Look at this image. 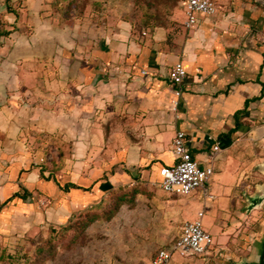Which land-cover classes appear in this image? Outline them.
Segmentation results:
<instances>
[{"label":"crops","instance_id":"crops-1","mask_svg":"<svg viewBox=\"0 0 264 264\" xmlns=\"http://www.w3.org/2000/svg\"><path fill=\"white\" fill-rule=\"evenodd\" d=\"M46 1L40 0V4L46 6ZM213 1L215 13L198 14L191 28L182 24L181 0L173 14L177 24L165 21L148 32L135 34L132 22L114 21L97 35L93 29L97 24L88 25L87 59L84 66L70 72L81 77L78 82L88 91L81 114L90 119V125L78 133L77 104L64 99L61 101L68 104V110L59 109L58 118L44 122L42 128L68 140L87 138L85 145L74 142L73 148L81 145L85 154L100 151L94 165L101 168L109 163L104 154L110 152L122 168L106 180L81 183L72 174L57 184L40 178L34 169L23 171L22 163L15 159L4 166L0 163V232L11 224L7 216L27 226L36 225L38 219L61 223L78 207L94 203L95 193L111 188L119 179L139 177L157 182L158 167L173 162L171 141L175 132L182 130L192 158L201 165L211 163L213 173L205 183V195L199 191L191 193L195 199L173 195L180 198L182 206L175 199L167 200L163 210L172 208L176 214L183 210L186 216L179 229L184 220L202 210L203 225L212 235L214 247L204 257L179 254L184 259L176 261L172 255L168 264L257 261L263 229L237 226L246 216L248 199L264 184L259 169L264 162V0ZM178 61L186 75L174 108L169 71ZM91 85L95 87L92 90ZM93 119L116 124L105 135ZM216 144L219 148L213 151ZM67 163L69 168L73 166L72 160ZM84 165L86 169L93 166L87 161ZM65 183L85 188L96 185V189L65 191L61 188ZM35 189L52 196L45 215L36 211ZM204 196L205 208H201L197 197ZM132 215L136 216L135 209Z\"/></svg>","mask_w":264,"mask_h":264},{"label":"rangeland","instance_id":"rangeland-1","mask_svg":"<svg viewBox=\"0 0 264 264\" xmlns=\"http://www.w3.org/2000/svg\"><path fill=\"white\" fill-rule=\"evenodd\" d=\"M46 2L44 6L40 0H0V163L4 166L15 159L22 163L23 171L34 169L40 178L58 184L72 174L81 183L106 180L121 167L122 163L114 162L116 155L104 152L109 163L103 168L95 166L100 151L85 154L83 146L73 148L74 142L85 145L89 139L78 136L68 140L42 126L58 118L59 109L68 110V104L61 101L64 99L77 104L78 133L90 125V119L81 114L88 91L78 82L81 77L70 72L73 67L84 66L87 59L88 25L97 24H93L97 35L114 21L132 22L135 34L165 21L174 25L177 0ZM93 120L105 135L116 124ZM68 159L73 161L71 168ZM86 161L93 166L86 169ZM260 173L264 181V172ZM133 189L137 192L130 198ZM123 191H128V200L115 208L117 195ZM195 191L203 195L201 188ZM33 192L36 211L45 215L47 206L51 207V194L39 189ZM95 199L61 223L38 219L36 225L27 226L7 216L11 224L0 232V264H27L38 246L43 249L39 259L45 255L39 264H149L157 250L170 249L186 216L183 210L178 214L172 208L163 210L165 201L175 199L179 203L180 198L164 193L156 180L119 179L111 188L95 193ZM204 200L205 196L197 197L201 208ZM179 204L182 206V201ZM245 214L237 229H261L264 206L247 209ZM92 215L95 219L83 226ZM172 258L184 259L177 253Z\"/></svg>","mask_w":264,"mask_h":264},{"label":"built area","instance_id":"built-area-1","mask_svg":"<svg viewBox=\"0 0 264 264\" xmlns=\"http://www.w3.org/2000/svg\"><path fill=\"white\" fill-rule=\"evenodd\" d=\"M185 28H191L197 23V15L209 16L215 13L216 5L213 0H181ZM144 73V71H141ZM186 75L183 64L178 61L170 68L169 79L173 85L172 105L178 106L181 95L180 86ZM218 145L213 146V151ZM173 162L162 164L157 169L158 185L161 190L172 195H188L201 188L205 195V183L213 173L211 163L201 165L192 158L185 141V132L177 130L171 141ZM203 211L199 210L195 216L182 222L178 235L174 238L170 249H159L151 259V264H168L172 255L208 256L212 253L214 239L204 228Z\"/></svg>","mask_w":264,"mask_h":264},{"label":"trees","instance_id":"trees-1","mask_svg":"<svg viewBox=\"0 0 264 264\" xmlns=\"http://www.w3.org/2000/svg\"><path fill=\"white\" fill-rule=\"evenodd\" d=\"M46 179H48V178H46ZM55 182H56V181H55ZM56 183L58 184V182H56ZM61 188H62V190H65V191H68L70 188H76V189H82V190H89L88 188L82 187V186L77 185V184H75V183H65ZM136 192H137V190H136V189H133V190L131 191V193H130V194H131L130 198H131ZM127 194H128V191H123V192H121L119 195H117V206H116L115 208H117L121 203H123V202H125L126 200H128ZM15 196H19V197H22V198H23V194L20 195V194H18V193H15ZM115 208L109 210V213H108V214H111V212H113V211L115 210ZM94 219H95V216H94V215H92V216H88V217L86 218V221L84 222L83 226H86L88 223H90V222L93 221ZM42 250H43V249H42L41 246L36 247V249H35V255H34L32 261H30V262L27 263V264H39V262H40L42 259H44V257H45V255H43V256L39 259V255H40V253H41ZM37 259H38V260H37Z\"/></svg>","mask_w":264,"mask_h":264},{"label":"water","instance_id":"water-1","mask_svg":"<svg viewBox=\"0 0 264 264\" xmlns=\"http://www.w3.org/2000/svg\"><path fill=\"white\" fill-rule=\"evenodd\" d=\"M259 169L264 172V162L259 165ZM263 205H264V184L258 186L255 195L248 199L247 208L248 209L254 207L260 208ZM261 229H263V233L259 238L260 249L258 253V259L253 264H264V222H262Z\"/></svg>","mask_w":264,"mask_h":264}]
</instances>
